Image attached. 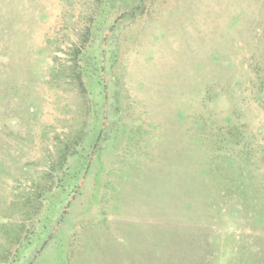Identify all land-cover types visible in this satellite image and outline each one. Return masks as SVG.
I'll return each mask as SVG.
<instances>
[{
	"label": "rangeland",
	"instance_id": "obj_1",
	"mask_svg": "<svg viewBox=\"0 0 264 264\" xmlns=\"http://www.w3.org/2000/svg\"><path fill=\"white\" fill-rule=\"evenodd\" d=\"M0 264H264V0H0Z\"/></svg>",
	"mask_w": 264,
	"mask_h": 264
}]
</instances>
